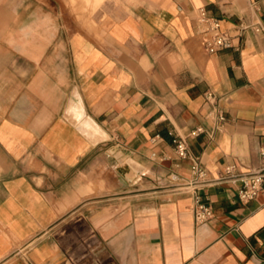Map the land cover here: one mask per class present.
Wrapping results in <instances>:
<instances>
[{
	"label": "crops",
	"instance_id": "crops-1",
	"mask_svg": "<svg viewBox=\"0 0 264 264\" xmlns=\"http://www.w3.org/2000/svg\"><path fill=\"white\" fill-rule=\"evenodd\" d=\"M202 7L236 48L205 50ZM257 22L264 0H134L90 31L54 0H0V264H264V188L246 203L239 184L198 187L214 210L198 223L170 179L262 168Z\"/></svg>",
	"mask_w": 264,
	"mask_h": 264
},
{
	"label": "built area",
	"instance_id": "built-area-1",
	"mask_svg": "<svg viewBox=\"0 0 264 264\" xmlns=\"http://www.w3.org/2000/svg\"><path fill=\"white\" fill-rule=\"evenodd\" d=\"M198 21L204 47L208 53L213 54L237 47L234 36L222 29L220 19L211 15L207 8L202 7L199 10ZM249 27V25L241 24L240 35ZM253 28L257 32H264V26L259 22L255 23ZM205 97L212 107L210 115L216 113V119L220 123H224L227 117L225 111L219 104L221 97L213 91H207ZM219 128L220 126L217 127L218 130ZM205 132L206 130L203 127H197L189 136L195 137ZM189 136H182L179 134L175 136V153L181 158L190 156ZM260 155L264 163V147L261 148ZM170 179L176 187L187 186L192 189L194 193V213L196 221L198 223H204L214 216V210L212 205L196 192L198 187L221 181L239 184L237 188L239 199L246 203L250 202L255 199L264 188V164L261 169L248 172H241L235 164H230L224 168L217 178H214L205 165L199 161H195L192 167V175L189 179H183L178 174H172Z\"/></svg>",
	"mask_w": 264,
	"mask_h": 264
},
{
	"label": "rangeland",
	"instance_id": "rangeland-1",
	"mask_svg": "<svg viewBox=\"0 0 264 264\" xmlns=\"http://www.w3.org/2000/svg\"><path fill=\"white\" fill-rule=\"evenodd\" d=\"M134 0H54L66 14L67 27L76 24L84 30H99L106 23L108 12L122 11Z\"/></svg>",
	"mask_w": 264,
	"mask_h": 264
}]
</instances>
